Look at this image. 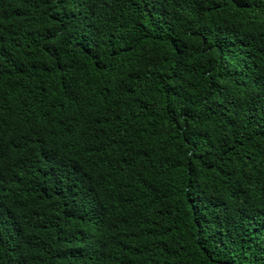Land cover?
<instances>
[{
  "label": "trees",
  "instance_id": "1",
  "mask_svg": "<svg viewBox=\"0 0 264 264\" xmlns=\"http://www.w3.org/2000/svg\"><path fill=\"white\" fill-rule=\"evenodd\" d=\"M0 264H264V0H0Z\"/></svg>",
  "mask_w": 264,
  "mask_h": 264
}]
</instances>
